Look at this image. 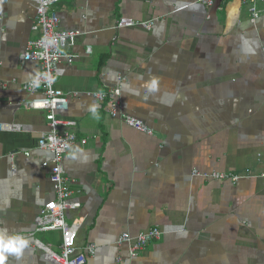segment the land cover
I'll list each match as a JSON object with an SVG mask.
<instances>
[{
    "label": "crops",
    "instance_id": "0c3cea01",
    "mask_svg": "<svg viewBox=\"0 0 264 264\" xmlns=\"http://www.w3.org/2000/svg\"><path fill=\"white\" fill-rule=\"evenodd\" d=\"M255 8L253 21L242 0L53 4L59 30L81 33L61 42L55 87L69 101L60 130L86 141L61 164L79 206L65 213L71 244L95 247L86 264H264V0ZM35 10L36 0H0V264L63 258L62 233L38 228L56 191L53 156L38 147L46 113L23 104L38 97L22 90L39 72L24 60ZM120 18L151 26L117 30ZM111 89L151 135L93 97ZM152 228L162 236L134 257L116 243Z\"/></svg>",
    "mask_w": 264,
    "mask_h": 264
},
{
    "label": "built area",
    "instance_id": "2783aa9c",
    "mask_svg": "<svg viewBox=\"0 0 264 264\" xmlns=\"http://www.w3.org/2000/svg\"><path fill=\"white\" fill-rule=\"evenodd\" d=\"M57 1L36 0V10L31 31L38 33V37L27 43L24 60L37 63L39 72L33 79L23 84L22 90L27 95H38V97L30 98L23 104L28 110H41L46 113L45 120L49 129L45 136L39 140L38 147L53 156L50 173L51 179L55 184V198L43 208L38 228L40 231H59L62 233L61 253L63 258L60 260L62 264H86L87 259L95 255V247L89 245L79 252L71 244L70 226L65 219V213L67 211H75L79 206L71 201L72 196L75 194L70 189L73 181L64 176L61 166L70 148L77 142L83 145L86 141H77L75 134L60 130V127L68 125V122L59 118V115L68 110L69 101L67 95L55 87V76L62 60L60 53L61 42L72 41L80 36L81 33L79 31L59 30L60 21L55 14L51 13V8ZM214 1L196 0L198 4L206 8L212 7ZM242 1L252 6L253 21L256 20L259 17V12H257L255 5L259 0ZM137 26L148 29L151 23L134 22L127 18H120L116 23L117 30ZM68 64H72L71 59L68 60ZM120 96V89H111L105 93H95L93 95L96 101L103 104L106 113L110 117L119 118L126 126L137 132L151 135V130L142 124L141 121L123 113L120 106ZM0 128H2L1 125ZM44 167H47V164H44ZM193 175L232 183H236L240 179L238 175H228L222 172L201 174L194 171ZM161 236L162 232L159 229L152 228L146 233L135 237L124 233L117 239L116 243L118 246L126 245L128 255L134 257ZM117 261L119 262L120 259Z\"/></svg>",
    "mask_w": 264,
    "mask_h": 264
}]
</instances>
